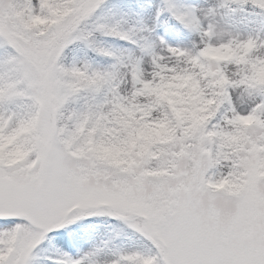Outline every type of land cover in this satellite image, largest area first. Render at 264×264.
Returning a JSON list of instances; mask_svg holds the SVG:
<instances>
[{"label": "snow or ice", "instance_id": "1", "mask_svg": "<svg viewBox=\"0 0 264 264\" xmlns=\"http://www.w3.org/2000/svg\"><path fill=\"white\" fill-rule=\"evenodd\" d=\"M0 264H264V0H0Z\"/></svg>", "mask_w": 264, "mask_h": 264}]
</instances>
